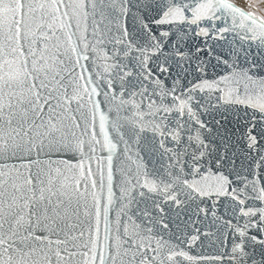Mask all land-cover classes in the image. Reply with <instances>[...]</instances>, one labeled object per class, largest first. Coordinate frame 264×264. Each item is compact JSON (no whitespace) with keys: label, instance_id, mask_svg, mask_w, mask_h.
Listing matches in <instances>:
<instances>
[{"label":"snow or ice","instance_id":"obj_1","mask_svg":"<svg viewBox=\"0 0 264 264\" xmlns=\"http://www.w3.org/2000/svg\"><path fill=\"white\" fill-rule=\"evenodd\" d=\"M257 0H0V264H264Z\"/></svg>","mask_w":264,"mask_h":264},{"label":"bare ground","instance_id":"obj_2","mask_svg":"<svg viewBox=\"0 0 264 264\" xmlns=\"http://www.w3.org/2000/svg\"><path fill=\"white\" fill-rule=\"evenodd\" d=\"M237 1L244 4V0H237ZM256 6L259 8V10H260L259 12H264V0H257Z\"/></svg>","mask_w":264,"mask_h":264},{"label":"water","instance_id":"obj_3","mask_svg":"<svg viewBox=\"0 0 264 264\" xmlns=\"http://www.w3.org/2000/svg\"><path fill=\"white\" fill-rule=\"evenodd\" d=\"M234 2L240 4L241 6H244V4H242L241 2L237 1V0H234ZM257 14H260V12H258Z\"/></svg>","mask_w":264,"mask_h":264}]
</instances>
